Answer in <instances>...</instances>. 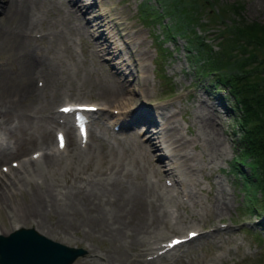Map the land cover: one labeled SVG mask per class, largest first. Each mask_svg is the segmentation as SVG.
Listing matches in <instances>:
<instances>
[{
	"label": "bare ground",
	"instance_id": "bare-ground-1",
	"mask_svg": "<svg viewBox=\"0 0 264 264\" xmlns=\"http://www.w3.org/2000/svg\"><path fill=\"white\" fill-rule=\"evenodd\" d=\"M96 5V0H90L88 5L85 0H0V130L3 133L0 136V162L12 154L23 153L34 144L35 148L41 149L37 156L27 155L19 160L17 166L0 171V212L10 217V224L0 227V232L6 233L13 224L22 225L28 220H32L40 231L52 229L63 232L78 228L82 222L86 233L99 232V237L111 242L107 249L105 247L99 252V256L106 255L110 261L113 258V263L122 264L125 258L138 260L146 250L162 248L161 240L165 233L181 230L192 222L196 226V220L184 219L181 214V207L188 208L189 202L178 200L160 177L156 176V180L149 178L154 168L147 157L154 148L167 150L157 165H163L165 176L178 181V193L182 197L196 200L197 194L191 186L193 155L187 152L186 147L189 143L194 145L195 140L185 137L169 114H163L162 123L153 125V128L146 126L147 147L138 137L131 135L133 129L130 128L114 136L117 138L115 145L100 139V132H97V141L90 143L92 138H89L82 145L85 146L83 149L77 144L81 140L75 135L66 114L64 125L70 133V145L64 151L53 146L49 131V125L55 122L50 112L51 104L62 92H72L76 84H86L99 90L97 94L102 98L98 102L99 117L107 119L110 125L115 124L118 117L112 115L106 105L129 107L126 111L128 120L145 118L134 112L131 105L136 100V93L137 99L147 96V75L139 74L141 70H138L146 66L144 56L143 65L139 63L146 51L136 47L140 40L133 43V34L123 20L115 21L118 22L117 27L124 31L127 56L110 43L105 42L101 46L103 51L117 58H114L117 70L132 66L126 72L122 71L124 80H127L126 84L121 83L123 91L107 69L99 65L94 67L98 64L100 49L95 36H90L89 27L84 26L89 19L85 15L80 16L79 12L83 8L90 11L95 22L102 25L106 22L105 17L98 13ZM98 20L102 23L99 24ZM89 24L92 25L91 22ZM39 27L45 32L34 35ZM98 35L103 33L100 31ZM77 39L82 43L85 59L77 57L74 52ZM135 54H138V59ZM88 60L89 64H96L89 67ZM9 68L13 74L7 71ZM36 76L43 79L40 86H36ZM162 105L165 106L160 101L156 102L152 111L160 110ZM143 114L148 113L143 111ZM99 126L103 127L100 123ZM87 167H90L89 171L83 174ZM93 171L99 172L92 176ZM213 206L218 215L229 208L223 198H217ZM207 224L201 222L199 232L194 236L202 238L223 228L232 229L217 222L208 224L212 229L202 227ZM159 238L161 240L158 241ZM187 241L189 239L179 244ZM162 255L165 253L158 254L155 250L149 259L138 261L151 263L152 259ZM195 256L191 257L193 261L190 259L193 263L209 264L212 261V256L206 254L204 258Z\"/></svg>",
	"mask_w": 264,
	"mask_h": 264
},
{
	"label": "rangeland",
	"instance_id": "rangeland-1",
	"mask_svg": "<svg viewBox=\"0 0 264 264\" xmlns=\"http://www.w3.org/2000/svg\"><path fill=\"white\" fill-rule=\"evenodd\" d=\"M139 1L140 0H96V7L98 13L103 11L105 14L115 15L114 19L106 21L102 24L105 27L108 25L110 29L109 32L111 33L109 39L108 37L107 39L105 38L104 41L106 43H110L112 46L115 45L117 48H121L122 45V53H124L123 55L125 57L127 56L126 54H128V52L125 50L126 44L123 40L125 39L123 34L124 31L122 28L117 27L118 22H115L123 20L122 22L123 24H127L130 34H133V43L140 40L138 43L139 46L138 44H135L136 47L146 51L145 55H142V59L139 60V63L142 64V60L145 57L144 60L146 62V66L143 67V69L139 68L138 70H141L139 71V74L145 73L147 75L146 82L148 89L145 93L147 96H140L137 99V93L135 94L136 100L131 105V107L134 108V112L142 114L148 120L153 119V121H155V119H157V121L153 123L154 126L158 123H162L163 116L169 114L172 121H175L174 124L177 125L179 131L182 132L185 137L195 140L194 145L189 143L186 147L187 152H190L191 155H193L194 170L191 175L193 186H191L197 194V199L192 200L190 197H186L190 200L189 204H193L195 202V206H193V211L191 210L193 213L189 211L190 209H183L181 211L183 218L191 221L196 220L194 224L197 222L196 225L199 224V226L201 222L202 224H212L218 221H238L243 216L251 218L257 213V210L255 209L254 211H249V207L244 204V196L241 194V189L244 186L241 182L243 177L242 175L240 176L237 174V172L233 173L231 169L232 167H229V162L233 157V154L236 153L237 155V151H239V140H236L237 138L239 139L242 134V129L236 121V117L239 116L240 113L239 107L235 105L233 93L228 88L229 84L225 85L223 82H216L215 84L211 82L215 74H212V72H206L207 70L202 72L201 67H198L201 68V70L196 68V66L201 62L200 59L195 60L192 58L193 50H191V48H187L189 45L184 37L185 34L165 27V22L170 23L168 13H162L160 19L158 20L153 19L148 22L144 21L141 13H138L140 7ZM89 2L90 0H85V4L88 5ZM145 2L150 4V7L154 10L160 9L159 6L161 2L159 0H145ZM194 2L196 4H192L191 7H195L194 10L197 14L198 22L196 21L191 28L210 43L212 50H215L219 47V45H221V41L219 39H221L225 33L230 32L226 28V25L233 23L234 20L246 18L247 20H257L264 23V0H194ZM234 2L239 3V7H237L238 9L228 8V3L233 4ZM86 13L79 12V15H87L86 17L89 18V15ZM98 23L100 24L102 22L98 20ZM95 25L98 26L97 23ZM84 26L87 27L86 24ZM92 26L93 25L89 24V30L93 29ZM162 26L166 28L169 34L164 35L162 40L158 42L157 38L165 34V30H161ZM38 30L45 32L44 28L39 27ZM96 31H100L99 28ZM101 33L103 32L101 31ZM74 43L80 44L81 42L79 43V40L77 39ZM246 52L247 50L243 53L245 54ZM137 55L135 54L136 59H138ZM114 58L116 57H112L109 53H107V51H104L101 55L99 53V56L97 57V59H99L98 64L95 62L89 64V60L87 63L89 64V67L92 64H96L94 67L99 65L98 67L107 69L120 84L123 82L124 85L127 83V80H124L123 72H126L128 68H132V66L130 65L126 69L123 68V72L120 71V69L117 70L118 68H116L119 72L118 73L115 70V67H113V61L117 59ZM128 58L130 59V57ZM82 59H85V57ZM11 63L12 65H15L14 60H11ZM245 66L246 65H244V67ZM7 71L13 74L11 68ZM260 76L263 80L264 69L260 71ZM139 82L141 84V79ZM249 84L252 83H248V85ZM82 85L84 86L76 84L72 87L74 89L72 91L73 93L67 91L68 96L72 97L73 95V97L75 96L77 99L83 98L89 101L100 99L99 101H101L102 98H100L99 94H97L99 90H96L94 87L90 88L86 84ZM123 89L124 86L121 84L120 90L123 91ZM76 91L80 92V95H78ZM155 98L161 103H164L165 106L162 105L160 110L155 112L152 111L154 109V105L148 106L149 109L147 110L138 109V100L144 99L145 101L151 99V101H155ZM54 100L56 101L55 103H59L61 101V99L57 98ZM143 111L148 114H143ZM131 129H133V132L135 131V128ZM97 132L98 131L92 134L90 143L97 141ZM138 140L144 142L140 140V138H138ZM144 143L147 147V138ZM154 149L151 150L149 156H147L148 162L151 166H153L154 174L157 173L156 175L152 174V176H158L159 173V176L162 179V172L165 173V169L163 165H157L158 160L154 161L150 155L155 157L158 151H160L162 156L167 150ZM249 157L250 155H248V158ZM240 163L243 168H248V165L244 160ZM88 169H90V167H87L83 170V172H81L84 174V171H89ZM94 171L92 172L93 174L90 173L92 176L99 172L96 171L94 173ZM174 180L179 190V183L176 179ZM62 181L63 179L61 182ZM173 191L177 192L176 189H173ZM255 194H257V196L259 195V198L262 197V193H259L258 189L255 190ZM179 195L180 194L178 193L177 196ZM217 198L220 200L221 198L226 199L229 205V208L224 209V211L222 210L219 215L215 213L217 210L213 209L214 202ZM187 199L184 198L181 200L187 201ZM256 204H258V199H256ZM8 219L10 220V217L7 216L6 213L4 214L3 212H0L1 226L9 225ZM192 224H185L182 232L185 233L186 229H189V226H194ZM22 225H33L36 227L32 220H28ZM78 225V228H70L68 232L46 228H43L46 229V231L43 230V232L54 237V239L64 241V243L72 244L75 247L79 245L84 247L83 251L71 259L67 264H100L99 261L102 256L96 257L95 254H98L101 250L105 249V247L107 249L111 242H109L105 237H99L100 235L97 231V233L90 231L89 233H86L85 231L87 230H85L84 223L81 222V224ZM251 225H253V227H250L248 224H241L237 222L233 224L231 230L223 228L221 231H213L210 234L208 233L206 234L207 236L205 235V237L203 236L202 238L196 235L197 237L194 236L191 240L183 243V245L179 244L181 246L177 245L173 247L170 253L167 252L164 256L162 255L157 259H152L151 263H148V261H138L136 260L137 258L132 259L133 261L125 258L123 259L122 264H194L192 262L194 258L191 259L192 256L194 257L196 255L195 257L199 258L203 256L204 258L205 254L209 256L215 254L218 258L215 264H264V224L254 222V224ZM226 230H228V232ZM236 237L243 239L241 245L236 244L234 241ZM159 240L161 239L159 238L158 241ZM156 244H159V242ZM245 244L250 246V251L244 255L242 253V245ZM149 252L155 253V248L149 250ZM178 253L179 255L176 256ZM217 255H219V257ZM107 259L108 258L106 257V260ZM109 259L107 261H109L110 264L116 263H113V258V261H110Z\"/></svg>",
	"mask_w": 264,
	"mask_h": 264
},
{
	"label": "trees",
	"instance_id": "trees-1",
	"mask_svg": "<svg viewBox=\"0 0 264 264\" xmlns=\"http://www.w3.org/2000/svg\"><path fill=\"white\" fill-rule=\"evenodd\" d=\"M159 1L161 11L168 13L170 20V23L166 22L165 27L185 34L189 45L187 48L195 50L192 51V58L200 59L201 63L196 68L201 67L202 70L201 68L198 70L202 72L207 70L206 72L215 74L211 81L215 84L216 82L229 84L228 88L233 93L240 112L236 117L242 129L241 137L238 139L239 158L250 155L247 160L250 166L248 172L241 170L238 173L247 176L251 186L258 187L263 195L264 206V79L262 80L260 76V71L264 69V23L246 18L234 20L233 23L226 25L230 32L219 39L221 45L212 50L210 43L191 28L196 21L198 22L195 7H191L192 4H196L194 0ZM141 2H143L141 13L145 18L151 13L153 19L158 20L161 17V11L153 10L145 0ZM237 7H239L237 2L228 3V8L238 9ZM146 20L150 21L147 18ZM165 27L162 26L167 32ZM232 166L233 170L238 167L235 163Z\"/></svg>",
	"mask_w": 264,
	"mask_h": 264
},
{
	"label": "water",
	"instance_id": "water-1",
	"mask_svg": "<svg viewBox=\"0 0 264 264\" xmlns=\"http://www.w3.org/2000/svg\"><path fill=\"white\" fill-rule=\"evenodd\" d=\"M11 237L17 238V240L11 239L9 241L10 246L5 247V245H2L5 242L3 241L5 238L0 235V240L3 241L1 242L2 247H0V260L4 264H16L18 261V259L15 260L17 255H20V258L26 259L27 263L29 262L28 264H64L81 250L80 248L68 250L69 248L65 244L53 241L52 238L46 237L41 233H36L32 227H21L14 233H11ZM14 251L18 252L15 253ZM7 253L11 254L14 259ZM30 256L33 257L34 261H31Z\"/></svg>",
	"mask_w": 264,
	"mask_h": 264
},
{
	"label": "snow or ice",
	"instance_id": "snow-or-ice-1",
	"mask_svg": "<svg viewBox=\"0 0 264 264\" xmlns=\"http://www.w3.org/2000/svg\"><path fill=\"white\" fill-rule=\"evenodd\" d=\"M64 111H68V109H64ZM61 145L63 146V137H61ZM193 235H195V233H193ZM178 243V241H177Z\"/></svg>",
	"mask_w": 264,
	"mask_h": 264
}]
</instances>
